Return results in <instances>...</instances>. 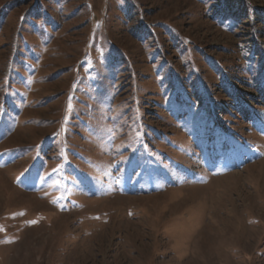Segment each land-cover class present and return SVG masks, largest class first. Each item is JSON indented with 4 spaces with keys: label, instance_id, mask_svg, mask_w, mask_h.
<instances>
[{
    "label": "rangeland",
    "instance_id": "374dc122",
    "mask_svg": "<svg viewBox=\"0 0 264 264\" xmlns=\"http://www.w3.org/2000/svg\"><path fill=\"white\" fill-rule=\"evenodd\" d=\"M0 264H264V0H0Z\"/></svg>",
    "mask_w": 264,
    "mask_h": 264
},
{
    "label": "trees",
    "instance_id": "16d2710c",
    "mask_svg": "<svg viewBox=\"0 0 264 264\" xmlns=\"http://www.w3.org/2000/svg\"><path fill=\"white\" fill-rule=\"evenodd\" d=\"M254 118H257V119H258V115L256 116V114H255L254 112H251V121H252V122H253V119H254ZM255 120H256V119H255ZM226 140H228V143L230 142L229 139H226ZM229 150L238 151V150H235V149H231V148H229V149L226 150V152H228Z\"/></svg>",
    "mask_w": 264,
    "mask_h": 264
}]
</instances>
